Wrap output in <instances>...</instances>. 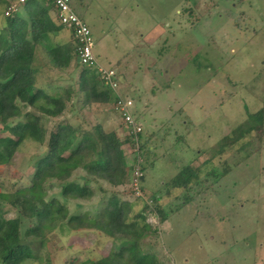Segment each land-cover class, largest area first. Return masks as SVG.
<instances>
[{"label":"rangeland","instance_id":"374dc122","mask_svg":"<svg viewBox=\"0 0 264 264\" xmlns=\"http://www.w3.org/2000/svg\"><path fill=\"white\" fill-rule=\"evenodd\" d=\"M71 4L90 27L99 62L116 69L119 93L132 99L131 111L143 138H149V148L145 195L135 198L128 185L89 180L94 195L66 200L68 211L92 216L116 193L132 202L135 212L148 206L145 222L156 232L141 240V248L153 253L159 264H264V117L262 131L258 127L219 152L222 138L264 106V0H71ZM228 10L239 20L228 16ZM4 12L0 3V32ZM52 40L74 45L64 29ZM110 56L118 61L112 63ZM35 66L32 90L63 96L66 89L71 91L60 116L43 118L48 131L62 120L85 129L96 123L106 131L119 128L121 120L112 103L80 107L81 66L75 59L60 70L38 52ZM45 149L32 139L23 141L10 163L0 165V190L26 185ZM122 149L132 160L127 144ZM186 165L199 167L201 173L200 182L188 191L170 185ZM225 165L222 177L205 179L206 170L214 166L219 175ZM84 174L78 168L70 180L82 183ZM51 183L48 196H58L59 182ZM153 192L167 213L164 222L152 208ZM5 208L8 216H16L15 209ZM47 239L39 251L41 259L23 264H67L73 259V264H83L113 248L109 237L93 229L63 226Z\"/></svg>","mask_w":264,"mask_h":264},{"label":"trees","instance_id":"16d2710c","mask_svg":"<svg viewBox=\"0 0 264 264\" xmlns=\"http://www.w3.org/2000/svg\"><path fill=\"white\" fill-rule=\"evenodd\" d=\"M10 1L13 0H0L4 11ZM189 12L192 15L191 10ZM226 13L239 20L232 10ZM4 18L0 32V130L6 134L0 135V165L10 163L14 153L27 139L45 144L46 149L35 160L33 173L26 185L7 192L0 190V264L39 261V251L47 243V234L63 226L71 230L93 229L111 239L113 248L110 252L83 264H159L153 253L141 248V240L148 233L156 232L145 222L143 212L149 209L146 204L135 212L132 202L113 193L104 208L92 216L82 212L70 213L65 204L68 199L91 198L94 190L89 180H103L113 187L128 185L135 198L145 195L143 183L149 138H143L142 131L139 134V165L142 172L139 186L142 195L137 196L129 186L136 157L130 161L125 157L122 146L132 141L117 111L113 110L121 120L120 126L110 131H106L101 123L85 129L66 120L56 123L50 131L45 127L43 118L60 116L71 91L66 89L67 93L63 96L32 90L38 52L43 54L47 63L60 70L67 68L77 55L70 31L73 46L52 40L65 28L59 23L51 2L26 0L19 4L17 11L10 12ZM80 66L77 79V92L82 95L80 107L113 104L116 94L103 83L98 71L93 66ZM263 117L264 106L238 124L232 134L222 138L219 152H223L224 145L235 143L246 134L252 135V131L258 127L262 131ZM78 168L85 172L82 183L70 180L73 171ZM227 169L225 165L218 175L213 166L204 172L205 179L222 177ZM200 175L199 167L194 170L186 165L172 177L170 185L188 191L192 184L200 182ZM53 179L59 182L58 196H48ZM150 195L152 208L159 215V221L164 222L167 213L160 197L154 192ZM6 206L15 209L16 216H8ZM74 261L68 260L66 263L73 264ZM50 262L47 256L46 263Z\"/></svg>","mask_w":264,"mask_h":264},{"label":"built area","instance_id":"2783aa9c","mask_svg":"<svg viewBox=\"0 0 264 264\" xmlns=\"http://www.w3.org/2000/svg\"><path fill=\"white\" fill-rule=\"evenodd\" d=\"M26 0H13L9 2V6L5 9V15L12 11H17L19 4ZM51 2L56 11V17L63 25V27L69 30L74 37L75 47L77 50L76 63L79 65L93 66L99 73V77L103 80V83L108 86L116 94V100L112 104V109L117 111L120 118L126 125L127 135H129L130 141L126 143L130 153L134 154L132 159L136 157L133 163V171L131 175V182L129 184L133 193L137 196H141L142 192L139 186V177L142 175L140 170V158H139V134L142 131L140 123L135 119L134 114L131 111L133 101L131 98L123 96L119 93V82L117 71L111 65L108 67L103 66L93 51L94 38L88 25L79 17L71 6L70 0H48Z\"/></svg>","mask_w":264,"mask_h":264},{"label":"crops","instance_id":"0c3cea01","mask_svg":"<svg viewBox=\"0 0 264 264\" xmlns=\"http://www.w3.org/2000/svg\"><path fill=\"white\" fill-rule=\"evenodd\" d=\"M64 30H66L67 32H69V30H67V29H64ZM70 33V32H69ZM111 57V59H109V60H112V63L114 62V61H118V60H116V58L114 57V56H110ZM120 87H121V85H120Z\"/></svg>","mask_w":264,"mask_h":264}]
</instances>
